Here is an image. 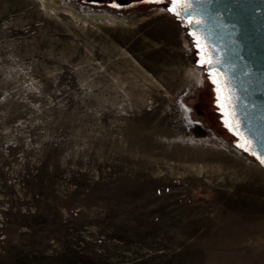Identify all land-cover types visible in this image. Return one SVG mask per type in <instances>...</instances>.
I'll use <instances>...</instances> for the list:
<instances>
[{
	"label": "rangeland",
	"instance_id": "1",
	"mask_svg": "<svg viewBox=\"0 0 264 264\" xmlns=\"http://www.w3.org/2000/svg\"><path fill=\"white\" fill-rule=\"evenodd\" d=\"M66 1L0 0V264H264V163L186 22Z\"/></svg>",
	"mask_w": 264,
	"mask_h": 264
},
{
	"label": "water",
	"instance_id": "2",
	"mask_svg": "<svg viewBox=\"0 0 264 264\" xmlns=\"http://www.w3.org/2000/svg\"><path fill=\"white\" fill-rule=\"evenodd\" d=\"M192 5L182 13L183 20L191 32L206 37L216 62L205 64V69L223 74L220 87L225 94L231 90V111L239 122L235 132L251 141L249 150L246 145L243 151L260 158L264 155V0H192ZM188 17L204 23L189 25Z\"/></svg>",
	"mask_w": 264,
	"mask_h": 264
},
{
	"label": "snow or ice",
	"instance_id": "3",
	"mask_svg": "<svg viewBox=\"0 0 264 264\" xmlns=\"http://www.w3.org/2000/svg\"><path fill=\"white\" fill-rule=\"evenodd\" d=\"M156 2H162V0H156ZM168 3L170 4L168 11L173 13L177 17L181 18L182 20L185 19V17L182 15V13L188 11L193 6L192 0H168ZM116 6H119V5H116ZM187 23L189 25H192V24L199 25V24L204 23V21L202 19H194L192 17H188ZM191 35L195 38L196 47L199 48L202 52L201 64H207V65L214 64L216 61L212 58V55L209 51V45L207 44L206 37L198 36L196 32L191 33ZM211 75L213 78V82L218 84V92H221L223 94L222 99L224 102L221 104V107L226 109V116L233 117V120H231V121L226 120V124L230 129L236 130L239 128V122L234 119L235 113L233 111H231V109L233 108V104H232L233 97L231 94V90L228 89L226 94H225V89L219 87V85L221 83H224L219 78L223 74H217L215 71H213L211 73ZM225 87H226V85H225ZM236 134L241 135V133L239 131H236ZM246 145L248 146L247 148H246ZM239 146L242 148H246V150H249V148L251 146V141L245 140L244 143H241ZM253 154L255 155L256 153H253ZM260 159L262 162H264V155H261Z\"/></svg>",
	"mask_w": 264,
	"mask_h": 264
},
{
	"label": "bare ground",
	"instance_id": "4",
	"mask_svg": "<svg viewBox=\"0 0 264 264\" xmlns=\"http://www.w3.org/2000/svg\"><path fill=\"white\" fill-rule=\"evenodd\" d=\"M39 1L42 7L49 13L58 14L60 12H65L75 17H81L77 9H75V7L66 0H39ZM93 16L95 17V19L99 21L115 22L119 19L118 16L108 11H100L94 13Z\"/></svg>",
	"mask_w": 264,
	"mask_h": 264
},
{
	"label": "flooded vegetation",
	"instance_id": "5",
	"mask_svg": "<svg viewBox=\"0 0 264 264\" xmlns=\"http://www.w3.org/2000/svg\"><path fill=\"white\" fill-rule=\"evenodd\" d=\"M85 2L89 4H115L119 6H131L135 5L136 3L140 4L142 2L150 1V0H84ZM214 98V94L211 90L206 87L204 90L200 93V99L206 101ZM213 100V99H212ZM215 109V110H214ZM217 109L215 107H212V110L210 111L212 117H216Z\"/></svg>",
	"mask_w": 264,
	"mask_h": 264
}]
</instances>
